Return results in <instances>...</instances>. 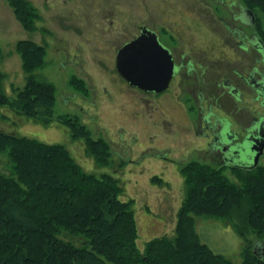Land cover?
I'll list each match as a JSON object with an SVG mask.
<instances>
[{"label": "trees", "instance_id": "16d2710c", "mask_svg": "<svg viewBox=\"0 0 264 264\" xmlns=\"http://www.w3.org/2000/svg\"><path fill=\"white\" fill-rule=\"evenodd\" d=\"M252 12L254 29L264 40V0H238ZM16 19L31 33H48L41 10L29 0H7ZM27 74L11 99L4 90L0 44V116L10 108L50 126L58 121L72 141H82L99 168L114 164L109 143L94 138L79 117L56 116L57 88L40 79L47 48L30 40L15 45ZM71 88L89 95L84 79L69 78ZM0 264H235L215 253L196 230L195 216L229 222L243 246L241 264H264L254 252L264 242V167L241 171L240 184L219 169L199 161L180 166L186 195L177 213L173 236L153 238L141 248L134 200L122 199L113 174L86 172L67 146L46 144L0 130ZM153 181L163 184L159 177ZM78 240L75 243L64 237ZM254 236V239H250Z\"/></svg>", "mask_w": 264, "mask_h": 264}, {"label": "rangeland", "instance_id": "374dc122", "mask_svg": "<svg viewBox=\"0 0 264 264\" xmlns=\"http://www.w3.org/2000/svg\"><path fill=\"white\" fill-rule=\"evenodd\" d=\"M29 1L41 10V25L48 33L26 31L16 19L7 0H0V44L3 51L1 68L7 74L4 81L5 93L14 99L15 89L23 88L26 84L27 74L22 68L21 56L15 50L16 43L30 40L44 45L47 48V65L36 71V75L57 87L56 116L69 114L79 117L95 138H103L109 143L114 164L110 168H99L95 160L86 153L84 142L72 141L69 130L58 121L45 126L10 108H3L0 130L46 144L65 145L86 172L114 174L124 191L122 199L134 200L139 247L143 248V242H148L149 238L173 236L177 210L186 195L185 178L180 173V166L187 161L197 160L195 151L199 144L194 143L198 139L193 134L183 132L185 127L180 118L166 115L155 97V100L153 97L148 98L151 99L150 102L141 92L128 87L125 79L117 72L116 55L120 47L130 41V36L136 35L140 28L156 30L161 36L166 33V29L177 28L183 39H196L201 44V54L210 58L211 49L215 47L218 52L222 43L211 32V19L204 10L211 6L210 12L217 14L216 2ZM223 9L226 21L231 22V26L240 25L245 35L253 34L252 27L248 26L250 16L242 5L241 17L246 24L243 26L232 20L228 9ZM236 13L240 14V11L237 10ZM212 20L214 27L224 33L222 23L215 17ZM165 38L167 37L164 35L161 37L163 42ZM72 76L86 80L89 95H81L69 86L68 81ZM262 163L261 166L264 167V160ZM3 167L1 164L0 168ZM240 173L237 169L222 171L224 178L238 185L241 183L238 177ZM154 177L161 178L163 184L153 181ZM172 189L174 192L170 195ZM171 196L174 197L173 200ZM147 199L157 203L158 207L148 204ZM165 200L169 212L161 204ZM169 219L172 223L170 228ZM154 220L163 223V234H160V228L155 225ZM195 223L198 234L215 253L224 255L235 264L243 262L242 251L245 244L227 225L229 222L195 216ZM64 238L78 243L77 239L69 236ZM254 238L250 236V239Z\"/></svg>", "mask_w": 264, "mask_h": 264}, {"label": "flooded vegetation", "instance_id": "af4514ba", "mask_svg": "<svg viewBox=\"0 0 264 264\" xmlns=\"http://www.w3.org/2000/svg\"><path fill=\"white\" fill-rule=\"evenodd\" d=\"M214 1L218 6L217 14L210 12L212 8L209 5L204 11L211 19V32L218 37L223 48L221 46L216 52L213 47L210 58H205L201 54V44L192 37L183 39L179 29H166L162 36L167 38L163 42L159 32L146 28V32L155 33L160 45L171 55L174 64L171 81L162 92L144 91L126 80L125 83L130 89L141 92L150 102L148 98L155 97L166 115L180 118L185 127L183 132L195 135L198 141L194 144H199L195 151L197 160L190 161L200 160L224 170L252 171L263 165L264 160V40L254 29L250 14L248 26L253 29L251 36L245 35L240 25L233 27L226 21L223 8L231 12L234 22L246 25L241 17L239 1ZM237 10L240 14L236 13ZM214 17L222 23L224 33L214 27ZM144 29L140 28L136 35L130 36L132 38L126 44L139 38ZM262 146L259 165L252 169L258 152L253 147Z\"/></svg>", "mask_w": 264, "mask_h": 264}, {"label": "water", "instance_id": "95a60500", "mask_svg": "<svg viewBox=\"0 0 264 264\" xmlns=\"http://www.w3.org/2000/svg\"><path fill=\"white\" fill-rule=\"evenodd\" d=\"M246 11L252 16V12ZM144 30L139 38L119 50L116 59L117 70L133 87L149 92H162L169 86L174 64L168 50L160 45L155 33L146 32V28ZM253 149L258 152L251 165L252 169L259 165L263 146ZM254 252L264 255V242L258 244Z\"/></svg>", "mask_w": 264, "mask_h": 264}, {"label": "crops", "instance_id": "0c3cea01", "mask_svg": "<svg viewBox=\"0 0 264 264\" xmlns=\"http://www.w3.org/2000/svg\"><path fill=\"white\" fill-rule=\"evenodd\" d=\"M173 192H174V190L172 189L169 193H170V195L171 194H173ZM146 193H147V191H146ZM172 198V200L174 199V197L173 196H171ZM147 203L148 204H151V205H153L155 208H157L158 207V205H157V203L155 204V203H152L149 199H147ZM161 204H163L164 205V208L166 209V211L167 212H169V210H168V205H167V200H165L163 203H161ZM134 206H135V203H134ZM170 207V211H171V206H169ZM180 207H181V205H180ZM180 207H178V208H180ZM179 210V209H178ZM178 210H177V212H178ZM135 216H136V214H135ZM137 220V219H136ZM153 220V219H152ZM154 223H155V225L158 227V228H160V234H163L162 233V231H161V228H162V226H163V223L162 222H159V221H157V220H154ZM176 223H177V221L175 220V227H176ZM138 224V223H137ZM171 224L172 223H170V219H169V228L171 227ZM227 225L231 228V226L227 223ZM168 228V229H169ZM233 230V229H232ZM175 231V230H174ZM234 231V230H233ZM235 232V231H234ZM236 234V233H235ZM237 235V234H236ZM238 236V235H237ZM201 237V236H200ZM239 237V236H238ZM240 238V237H239ZM202 239V238H201ZM149 240H151V238H149ZM148 240V241H149ZM204 242V241H203ZM144 243V245H145V241L143 242ZM205 243V242H204Z\"/></svg>", "mask_w": 264, "mask_h": 264}]
</instances>
